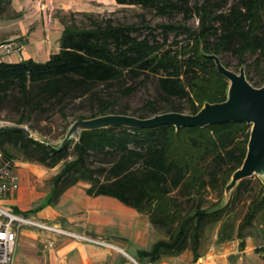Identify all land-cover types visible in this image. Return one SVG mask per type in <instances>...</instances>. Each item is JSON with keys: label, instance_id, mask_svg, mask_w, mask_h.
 I'll return each instance as SVG.
<instances>
[{"label": "trees", "instance_id": "obj_1", "mask_svg": "<svg viewBox=\"0 0 264 264\" xmlns=\"http://www.w3.org/2000/svg\"><path fill=\"white\" fill-rule=\"evenodd\" d=\"M116 1L156 9L163 15L183 12L187 18L194 13L199 23L195 28L183 23L157 25L165 39L171 32L186 34V43L177 49L159 42L152 33L142 38L134 35L135 25L107 23L79 28L64 23L60 50L47 61L0 62V107L8 103L19 111L14 125L30 121V128L43 134L35 124L40 122L41 114L58 109L66 116L68 101L87 95L97 104L98 112L90 117L81 115L79 119L115 113L109 111L111 102L102 98L96 87L121 81L127 74L157 77L158 95L169 104L159 108L157 100L149 99L145 108L152 115L184 112L186 108L196 113L206 101L220 102L227 97L229 81L206 53L220 56L231 49L238 55L240 66L245 64L247 53L259 54L253 65L260 66L264 60V0H193V5L190 0ZM226 5L227 9H223ZM125 92L130 93L131 87ZM178 99L185 100L187 105L176 103ZM250 131L251 125L246 122L183 127L178 131L173 125L86 130L75 141L77 158L67 160L73 139L56 151L41 141L50 142L45 138L39 140L22 130L0 128V153L3 160H11L10 148H14L27 160L48 167L65 161L55 177L63 186L87 180L91 183L89 194L116 197L147 214L166 237L151 249L140 250L141 258L156 262L165 255H179L190 249L198 259L206 226L234 213L239 193L247 189V179L237 184L223 206L221 202L207 206L203 190L212 186L221 196L224 194L233 172L244 161ZM90 152L115 153V158L106 161L108 165L94 168L86 162ZM263 211L264 190L249 200L242 219L236 222L232 218L223 223L218 240H230L236 235L243 248L246 230ZM258 251L264 258V248Z\"/></svg>", "mask_w": 264, "mask_h": 264}, {"label": "crops", "instance_id": "obj_2", "mask_svg": "<svg viewBox=\"0 0 264 264\" xmlns=\"http://www.w3.org/2000/svg\"><path fill=\"white\" fill-rule=\"evenodd\" d=\"M77 1L0 0V35H5V40L13 41L11 43L24 46L21 51L8 53L2 47L3 44L0 45V62H20L24 59L47 61L60 50L64 25L57 20L49 26L46 24V29L39 23L33 25L37 20V8L39 4L43 8H55L59 3H68L70 7L71 3ZM7 4L12 10L11 15L4 11ZM21 13L28 22L27 27L18 32L17 20ZM11 16L17 17L16 22L12 23ZM8 26L16 27L17 31H8L7 28H11ZM12 160L19 189L2 200L4 207L71 233L101 238L110 243L97 244L73 235L24 224L17 231L13 264H264V258L256 251L262 240L257 232L256 220L245 232L243 248L242 240L238 237L218 244L216 236V244L209 248L203 244L202 237L198 259L187 249L179 255H165L156 262H150L149 258H141L139 251L151 249L163 237L162 231L152 224L147 214L116 197L89 194L91 183L87 180L81 179L72 185L63 186L55 180L60 171L47 177L39 169L40 166L48 167L44 164L34 166L28 161L19 163ZM41 180L50 181L46 188L39 183ZM259 216L264 219V214L260 213ZM263 227L264 220L259 222V228Z\"/></svg>", "mask_w": 264, "mask_h": 264}, {"label": "rangeland", "instance_id": "obj_3", "mask_svg": "<svg viewBox=\"0 0 264 264\" xmlns=\"http://www.w3.org/2000/svg\"><path fill=\"white\" fill-rule=\"evenodd\" d=\"M193 3V0H190V5H193ZM71 4L72 6L69 7L68 3H59L56 4L55 8H43L42 5L39 4V8H37L36 14L37 20L34 21L33 25L39 23L44 26V29H46L47 25L49 26L55 20L60 21L62 25H64V23H67L75 25L79 28H90L94 27L96 24L105 25L107 23H112L115 25H135L137 27V30L134 31V35L142 38L147 34L152 33L153 35H155L156 39L159 42H166L167 46L177 49L180 47V45L186 43V34L183 32H180L179 34H177L176 32H171L167 39H165V35L162 33V28L158 27L157 25L160 23H183L195 28L199 23L198 17L194 13H190L187 18H185L183 12H175L173 15H163L158 13L156 9L143 8L138 5H123L117 3L116 0H79ZM228 6L229 5H226L225 7H223V9H227ZM5 7L6 9H4V11L8 15H11L12 10L9 8L8 4L5 5ZM11 19L13 23L17 19V17L11 16ZM17 21L18 32L27 27L26 24L28 21H26L25 16H23L22 13L18 14ZM8 27H11L7 28L8 31H17L16 27ZM7 38L9 39L10 37L8 36ZM5 39V35H0V45L13 42L11 40ZM258 56V53H247L244 66L247 78H249L250 82L253 85L259 87L264 84V60L260 66L252 64V62ZM220 57L229 65V68L239 72L242 65L240 66L239 64L238 55H236L231 49L221 53ZM129 87H131V92L126 93L125 91ZM96 90L99 91L98 94L102 98H104L107 102H111L112 105L110 106L109 111H115V113L126 111L127 114L131 115L151 116V112L145 108V105L149 99L157 100L159 108H166L169 104L168 101L158 95L157 77L153 75H140L138 77H133L132 75L127 74L121 81H115L110 85H98V87H96ZM177 102L181 103L182 106L187 105L185 100L178 99L176 100V103ZM93 112H98V106L97 104H93L89 99V96L87 95L86 97L79 98L75 101H68L65 109L66 116H62L58 109H53L41 114L40 122H35L34 120H32L33 122H35V124H37L36 127H38V129L41 130L43 134H41L39 131H34V129H31L30 121H25V123L22 125L27 126L32 131L35 137L45 138L52 142L54 145L58 146L64 138L71 123L79 119L81 115L90 117ZM184 112L190 113V110L186 108ZM36 115L38 116L39 114H34V116ZM19 116V111L14 110L11 105L5 103L3 107H0V126L14 125ZM48 116H50V118H48ZM75 141L76 139H73L68 149L67 160L77 158L78 154L75 148ZM10 151L12 152V159H15L19 163L22 161H28L31 163V165L34 166L39 164L38 162L27 160L19 150L10 148ZM114 154L90 152L86 157V162L91 167H101L103 165H108L105 162L113 160L115 158ZM3 158L4 156L2 155V153H0V161H2ZM64 164L65 161H61L53 168L40 166L39 169L40 172L43 173L42 175H47V177H50V174L59 172ZM206 177L210 176L206 175ZM206 179L208 180L209 178ZM246 179L247 189L245 188V190H242V192L239 193L238 203L234 208V213H229L223 220L213 225L206 226L203 234V244H207V248H209L213 244H216V236H218V232L221 229L223 223L230 221V219L232 218L235 219L236 222L237 220L242 219L247 211L249 200L253 199L257 193L264 190V183L259 179L257 175H253ZM48 182L50 181H39V183L42 184V186L45 188L47 187ZM224 195L225 192L221 196L220 192L212 186H209L203 190V196L205 200L204 202L207 206H211L213 203L217 202H221L222 204ZM262 214H264V212H262ZM262 218V216H259V218L256 219V223L258 225L257 232L259 234V237H261L262 239L260 245L256 249L257 252H259L258 250L260 248H264V227L259 228V222H262L264 220ZM162 237H166L164 232H162ZM235 237L237 236L234 235L232 239H234ZM222 242L224 241L218 240V244H221ZM259 253L263 257V253Z\"/></svg>", "mask_w": 264, "mask_h": 264}, {"label": "water", "instance_id": "obj_4", "mask_svg": "<svg viewBox=\"0 0 264 264\" xmlns=\"http://www.w3.org/2000/svg\"><path fill=\"white\" fill-rule=\"evenodd\" d=\"M206 56L215 61L218 71L229 81L227 97L223 101L214 103L206 101L196 113L169 111L145 118L126 113H108L77 119L69 126L60 145L37 139L53 150L60 151L70 140H79L82 132L86 130L112 126L153 128L173 125L178 131L183 127L203 128L227 122H246L251 125L246 156L225 187L223 206L228 203L232 191L243 179L257 175L264 183V84L259 87L253 85L247 78L244 65L237 72L224 65L218 54L206 53ZM0 128L22 130L30 137H35L27 126L4 125Z\"/></svg>", "mask_w": 264, "mask_h": 264}, {"label": "built area", "instance_id": "obj_5", "mask_svg": "<svg viewBox=\"0 0 264 264\" xmlns=\"http://www.w3.org/2000/svg\"><path fill=\"white\" fill-rule=\"evenodd\" d=\"M2 47H4V49L10 53L16 50L21 51L24 46L21 43L15 44L10 42L3 44ZM18 189L19 181L18 176L15 174L13 169V160L0 161V264H13L17 241V231L18 228L24 224L34 225L62 234L73 235L80 239L91 241L97 244L110 245V243L101 238L71 233L61 227L31 219L8 210L2 205V200L6 197H9Z\"/></svg>", "mask_w": 264, "mask_h": 264}]
</instances>
